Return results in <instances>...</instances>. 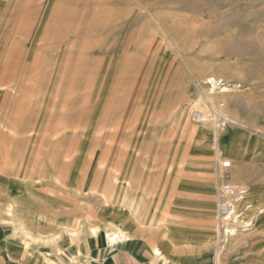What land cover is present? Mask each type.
Masks as SVG:
<instances>
[{
  "label": "rangeland",
  "instance_id": "rangeland-1",
  "mask_svg": "<svg viewBox=\"0 0 264 264\" xmlns=\"http://www.w3.org/2000/svg\"><path fill=\"white\" fill-rule=\"evenodd\" d=\"M209 77L218 81L214 92ZM211 106L236 125L217 128ZM223 161L233 166L222 171L225 180L249 192L243 209L251 226L221 243ZM105 164L112 185L126 186L119 204L128 199L140 217L88 199L95 189L84 173L101 181ZM0 178L9 183L0 182V220H22L40 240L61 231L82 236L99 217L124 224L131 240L132 227L150 241L166 238L168 218L174 228L201 223L159 210L182 190L194 203L211 201L208 255L218 254L219 264H264V0H0ZM41 218L48 227L27 222ZM103 242L92 247L93 262ZM7 248L18 261L21 247L7 241ZM43 248H24L25 264H57L44 262Z\"/></svg>",
  "mask_w": 264,
  "mask_h": 264
},
{
  "label": "crops",
  "instance_id": "crops-1",
  "mask_svg": "<svg viewBox=\"0 0 264 264\" xmlns=\"http://www.w3.org/2000/svg\"><path fill=\"white\" fill-rule=\"evenodd\" d=\"M222 171L223 170L220 169L219 166L218 181L220 179V183L223 177ZM0 182L8 183L5 182L3 178H0ZM12 185L14 189L16 188V190H19L18 188H20L21 186L20 183H12ZM167 193L168 191L166 192L165 196L170 197L171 195ZM17 195L15 196L16 197L26 196V194H23L22 192ZM180 195H181V199H179V201L176 200V198H173V201H171L172 204L169 203L167 204L165 202L161 204L163 206L159 208V210L168 212L169 217L178 215L181 218L184 217L185 219L188 220L201 222L199 226L191 225L185 228L183 227L174 228L172 226H169L171 224V220H169L168 218V220L165 221V223L167 224L166 227L162 226V228L166 229L167 227H170V231H169L170 235L166 236V238L155 237L154 239H151V241L148 240L147 236L142 234L143 231L141 229H136V227L133 229L132 227V230L130 231L134 239L129 241L127 244L122 245L123 247L107 245L103 247L104 252L99 249L98 256L94 260L95 264H161L160 262H158L159 257L156 256L152 251V246L155 247V245H156V250L158 252L160 251L159 255L168 260L167 264H219L220 259L218 258L219 257L218 254L215 258L212 256V254L211 255L207 254L208 252H210V246L212 244V242L210 241L211 237L214 236V232L211 228L210 223L208 222L210 219H214V213L213 211H210L211 208L209 207L211 201L198 199L194 203V201H192V198L189 197L193 195L187 194L185 191L182 190H180ZM207 195H212V194L208 192L195 196L203 197ZM46 200L49 201L50 199H48L47 197ZM58 200L51 199V202L59 203ZM177 201L179 202V204H176ZM14 203L17 204V202ZM216 203H217V194H216ZM171 205L173 206V208ZM32 207L33 206L27 207V209H30ZM47 209L46 210L44 209L46 213L51 214V211ZM134 211L137 212V218L140 217L138 212H140L141 209L137 207ZM125 219H129V217L126 216ZM12 221L14 222L13 226L15 228L17 227V225H19V223L23 222L22 220L21 221L9 220L10 224ZM155 221L157 220H154V225L155 224L157 225V222ZM3 222L4 220L3 221L0 220V231L4 230L5 227L7 226V223L6 222L3 223ZM27 222L28 224L31 223L30 226L35 225L46 228L48 227L47 223L49 222V219L41 218L39 220L38 219L28 220ZM23 223L27 228V224L25 222ZM57 223L58 224L60 223L61 225L64 224L65 221L64 219L63 220L58 219ZM164 233H165L164 231L162 232L160 231L157 234H159L160 236L161 234ZM157 234H155L154 231V235ZM100 258L103 261H100L99 260ZM0 264H21L19 261L13 259V257L10 255V252L7 248L6 234L4 235V238H2L0 234ZM225 264H236V263L234 261H229Z\"/></svg>",
  "mask_w": 264,
  "mask_h": 264
},
{
  "label": "bare ground",
  "instance_id": "bare-ground-1",
  "mask_svg": "<svg viewBox=\"0 0 264 264\" xmlns=\"http://www.w3.org/2000/svg\"><path fill=\"white\" fill-rule=\"evenodd\" d=\"M150 13H151V9H148V14ZM207 82L211 84L212 86L211 90L212 92H214L217 89L218 81L214 79L213 77H209ZM212 108L214 109L217 115H225L228 118V120L232 121L230 117L227 116L222 111L217 110L215 107H212ZM197 110H201L206 113L208 112L201 105L197 107ZM209 111H211V108ZM211 115L214 120V114H212V111H211ZM233 122L235 123V121ZM89 162L96 164L93 160H89ZM109 167H110L109 164L107 165L105 164L104 173L106 176H104V178L101 181L96 180L92 176L91 170L85 171L84 178L86 181V185H88L90 188L92 187L93 190L95 189L94 191H92L93 193H95V197H88V199L92 198L91 200H93L94 202H97L98 204L100 203L103 204L106 211H109L108 208L110 206H114L118 208L122 207L127 212L126 216L129 217V219H133V218L135 219L137 215L136 211H134L132 203L128 201L127 198H126L127 200H124V202H122L124 203L122 204V206H121V203L119 204V202L121 201V197L123 195L122 192L126 189V186L121 183L120 185H116V186L112 185L113 181L108 180L109 179L108 177L112 175L111 172L109 171ZM111 169L114 170L113 167H111ZM117 181L120 182L121 180H117ZM125 183L130 184L129 181ZM115 189H117V191H114ZM260 191H262V189H255V194H259ZM248 194L246 197H244L242 200L239 201L236 208L234 209V217L232 218L230 228L226 232L227 238H229L230 235H235L234 232L238 227H250L251 226L249 222L245 221V218H244L245 209H243L244 208L243 203L247 199ZM210 206L212 208V204H209V207ZM17 207L19 208V206L14 203L12 204V206H9V208L7 209V215L8 217H10V219H12L13 217L12 215L15 212V209ZM251 207L252 205H250L248 209H250ZM260 213H264V210L262 209ZM99 219L100 217L97 219H94L95 221L93 220L92 221L93 223L90 226L86 225V227L88 228L86 230L84 229L85 232L82 231V234H81L82 236L85 235L84 237L80 235L78 236V233L74 231H73L74 233L72 231L71 232L61 231L56 236L48 240H45V239L40 240L38 238H34L36 236L32 237L23 222L19 223V225H17V227L15 228L13 226L14 222L12 221L11 224H7L9 226L5 227L7 241L11 243H17V245L21 247V249L19 250V254H18V261L21 264L23 263L25 264L28 261H30V256L23 257V258L21 256L23 255V251L25 250L24 248L29 247L32 244H36V245L42 244L43 245L44 248L42 252H43L44 262H52V261L55 262L56 261L57 264H81V263L82 264H93L94 262L92 260V257H93L92 251L94 249L92 250V247L95 246V248H97V246L101 244L103 238H104L103 243L105 246L113 245V246L120 247L122 245L127 244L129 241H131V238H129V236L124 230V227H125L123 226L124 224L111 226L109 223L107 224L108 225L107 226V225H103ZM96 220H98V222ZM83 227L85 228V224ZM65 229L67 228L65 227ZM65 237H68L67 238L68 242L64 240ZM159 253L160 251L158 252L156 249H154V254L159 257L158 262H160L161 264H167L168 260L165 259L164 257H161ZM218 258L220 259V257Z\"/></svg>",
  "mask_w": 264,
  "mask_h": 264
},
{
  "label": "built area",
  "instance_id": "built-area-1",
  "mask_svg": "<svg viewBox=\"0 0 264 264\" xmlns=\"http://www.w3.org/2000/svg\"><path fill=\"white\" fill-rule=\"evenodd\" d=\"M212 114H214V121L217 123V128L225 124H233V121L228 120L225 115H217L214 109L211 107ZM218 116V117H217ZM204 114L196 113L194 121L197 123L202 122ZM232 168L231 161H223L220 165V169L229 170ZM248 194L247 188L243 185L233 183L232 181L225 180L223 176V182L220 183L217 189V224L216 229L218 231V242L227 240L226 232L230 228L232 218L234 217V209L240 200L246 197Z\"/></svg>",
  "mask_w": 264,
  "mask_h": 264
}]
</instances>
